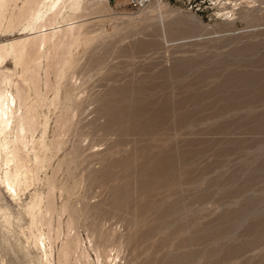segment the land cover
<instances>
[{
    "label": "rangeland",
    "instance_id": "1",
    "mask_svg": "<svg viewBox=\"0 0 264 264\" xmlns=\"http://www.w3.org/2000/svg\"><path fill=\"white\" fill-rule=\"evenodd\" d=\"M97 4L76 20L81 37L52 50L50 79L62 70V82L82 81L90 102L114 99L123 118L94 124L95 102L84 130L63 136L58 152L49 144L55 155L21 199L0 187V264H44L35 236L57 232L52 264L70 237L81 245L68 264H264V0H151L141 10L129 0ZM24 37L0 33L6 43ZM63 51L68 62L57 65ZM1 69L19 78L14 60ZM43 111L50 143L59 110ZM81 143L77 159L71 154ZM51 182L52 230L47 216L34 225L28 211L46 200ZM72 208L83 211L69 226L64 209Z\"/></svg>",
    "mask_w": 264,
    "mask_h": 264
},
{
    "label": "bare ground",
    "instance_id": "2",
    "mask_svg": "<svg viewBox=\"0 0 264 264\" xmlns=\"http://www.w3.org/2000/svg\"><path fill=\"white\" fill-rule=\"evenodd\" d=\"M95 1L96 0H0V33L20 32L21 34H24V33L26 34V37L21 38L19 40H15V41L12 40V42H9V43L0 41V187L6 189V193L7 194L10 193V195L13 196L15 200L21 199L22 192L30 188L32 181L35 179L36 172L40 168L45 167L46 162H49L51 160L54 154V151L52 152V148L54 147L53 145H55V151L57 152L60 151L61 149H63V145L65 143L64 142L65 138L63 136H66L69 132L71 133L73 132V135H74L75 131H77L78 133L80 129H83L82 128V121H83L82 116L86 112H88L92 104H94L95 102L99 103L101 101V105L95 106L89 112L90 115L92 114L94 115L93 120H92V122L94 121L93 122L94 124L95 123L97 124V122L101 121V118L102 120L104 119L109 122V123L107 122L106 124L120 122L123 118L121 115L124 113V112L122 113V110L124 109H122L123 107L122 108L120 107L121 105H118L117 107L116 106L117 104H114L112 102L114 99L107 98V100L101 99L100 101L97 100V101L90 102V100H88L87 98L84 99L85 97H82L83 95L82 94L83 92L82 91V87H83L82 81L80 82L78 79L77 80L75 79L76 82L74 81L70 82V80L67 79L65 82H62V79H63V77L61 76L62 70H57L58 79L56 80V83L52 84V81L50 79L51 68H52V64L50 63L51 58H52V50L56 51L58 48H60L61 46H64L67 43L71 45L73 42L77 41L79 37H81L82 35L81 28L83 27V24L82 23L79 24V22H76V20L84 16L82 13H84L87 9H89V6L91 5L93 6L94 3L96 5L97 3L102 2V0H97V2ZM67 53L68 51H63L61 54H59V60L57 61V65H65L68 62ZM8 59L14 60L15 66L21 68L20 72H18L20 73V75L17 80L14 79V74L7 72L4 69H1L4 63L8 64ZM45 60L47 61V64L44 69L45 77L43 78L41 71L44 68L43 63L45 62ZM17 77L18 76H16V78ZM42 82L45 83L44 84L46 88L45 92H42L41 90ZM117 91H116V94H117ZM51 92H53L52 98L49 97ZM114 93L115 91L111 90L110 96L114 97V95H116ZM98 95L96 94V96ZM94 98L95 97H93V99ZM123 100L125 101V99ZM51 107H55L56 109H58L59 114L56 118L57 120L55 121L56 122L55 132L53 131L55 133V137L54 138L52 137L53 139L51 138L52 140L50 139L51 141L49 143V141L47 142L46 140V135L48 134L47 131L49 130L48 127H49L50 119L48 118L47 113H44L43 110L44 109L50 110ZM86 117H84V119ZM155 117L156 116H154L153 119ZM76 118H78V120H76ZM134 118H136V116ZM126 119L124 118L123 120H126ZM144 122L146 123V121ZM118 125H120V123ZM121 125H123V122ZM145 125L147 126V124ZM108 126L110 129V125ZM150 129H151V125H150ZM38 131H41V134H40V138L38 136V138L36 139V134ZM81 134H84V133H80V135ZM87 134H89V132ZM85 135L86 134H84V136ZM142 135L144 134H141V136ZM80 139L82 138L79 137V142L82 141ZM67 142H70V141H67ZM88 143H90V145L88 144L89 145L88 148L90 147L92 148V146L94 147L93 142L89 141ZM49 144H51L53 147L50 148L51 145ZM82 150L84 151L86 149L85 147L83 149L82 143H81V144H77V146L73 150L74 151L73 154H71L70 151L69 152L71 156L79 157L80 153L81 154L83 153ZM41 153L45 154V158L41 156ZM50 153L51 154L53 153V154L50 155ZM56 157H58V155ZM167 165H169L168 162H167ZM104 179L107 180V176ZM50 184H51V188H50V191L48 189L49 193L47 192L48 195L46 197V200L43 198V196L41 197L39 196L40 198L38 197L39 199L34 202V205L29 207L28 211L32 215V220H33L32 223L34 225L41 223V220L47 216L49 218L47 225L52 230L53 225L51 223V220L53 219L52 216H53V213L55 212V208H54L55 206L53 205V201H52L53 199L51 195L52 191L54 190L53 189L54 184H52V182ZM44 200L46 201L45 202L46 204H44ZM78 209L77 210L75 208L64 209V210H67L69 214V226L77 223L78 220L80 221V215L82 214L81 212L83 210L81 211L80 208ZM113 213L114 212H112V214ZM89 217L91 216L89 215ZM59 235L60 234L57 232L56 236L54 237L52 236L45 237L44 233H41L39 236H35V243L39 245L40 247H42V249L44 250V257H45L44 264H52V258H53V252H54L53 245H54V242L59 239ZM80 245H81V241L78 237H70L66 241L65 245L63 243V248L59 256V259H60L59 264H68L70 262L71 256L80 248ZM84 250L86 249H83V251ZM83 253H85L84 256L87 255L85 251ZM87 256L89 257V254ZM97 256L99 260L102 255L101 256L97 255Z\"/></svg>",
    "mask_w": 264,
    "mask_h": 264
},
{
    "label": "built area",
    "instance_id": "3",
    "mask_svg": "<svg viewBox=\"0 0 264 264\" xmlns=\"http://www.w3.org/2000/svg\"><path fill=\"white\" fill-rule=\"evenodd\" d=\"M151 0H129L130 2V6L134 9V10H141L143 8H145Z\"/></svg>",
    "mask_w": 264,
    "mask_h": 264
}]
</instances>
